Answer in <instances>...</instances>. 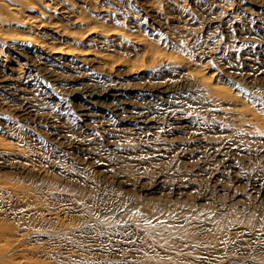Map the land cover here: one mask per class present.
Masks as SVG:
<instances>
[{"label":"rangeland","instance_id":"374dc122","mask_svg":"<svg viewBox=\"0 0 264 264\" xmlns=\"http://www.w3.org/2000/svg\"><path fill=\"white\" fill-rule=\"evenodd\" d=\"M262 133L264 0H0V264H264Z\"/></svg>","mask_w":264,"mask_h":264},{"label":"snow or ice","instance_id":"6c2138e0","mask_svg":"<svg viewBox=\"0 0 264 264\" xmlns=\"http://www.w3.org/2000/svg\"><path fill=\"white\" fill-rule=\"evenodd\" d=\"M262 135H264V133H262Z\"/></svg>","mask_w":264,"mask_h":264},{"label":"bare ground","instance_id":"6f19581e","mask_svg":"<svg viewBox=\"0 0 264 264\" xmlns=\"http://www.w3.org/2000/svg\"><path fill=\"white\" fill-rule=\"evenodd\" d=\"M9 1V0H8ZM32 2V1H31Z\"/></svg>","mask_w":264,"mask_h":264}]
</instances>
